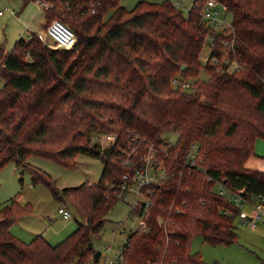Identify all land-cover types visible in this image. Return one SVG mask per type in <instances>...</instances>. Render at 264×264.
<instances>
[{
	"label": "trees",
	"instance_id": "1",
	"mask_svg": "<svg viewBox=\"0 0 264 264\" xmlns=\"http://www.w3.org/2000/svg\"><path fill=\"white\" fill-rule=\"evenodd\" d=\"M50 1L45 24L62 19L77 41L50 48L31 31L9 50L0 45V169L10 161L26 169L32 184L43 183L56 199L70 201L81 219L56 245L41 233L24 241L10 226L31 207L9 198L0 204V264L88 263L94 253L88 243L117 202L105 197L103 183L117 182L127 169L116 148L132 134L160 144L169 131L177 136L164 162L172 174L151 186L146 227L126 233L118 264H201L190 249L194 235L212 245L236 238L233 219L241 210L217 194L218 182L243 202L264 205V171L244 164L255 140L264 138V0H219L235 33L221 55L241 62L232 71L221 60H200L209 30L198 7L185 13L171 0L139 1L132 9L119 0ZM222 38L216 33L217 46ZM175 72L206 77L190 92L171 86ZM92 131L115 134L114 146L102 151L98 142L90 145ZM191 143L198 144L199 168L183 165ZM78 153L101 157V177L61 190L27 160L36 154L70 166ZM158 214L168 217L165 226Z\"/></svg>",
	"mask_w": 264,
	"mask_h": 264
},
{
	"label": "rangeland",
	"instance_id": "2",
	"mask_svg": "<svg viewBox=\"0 0 264 264\" xmlns=\"http://www.w3.org/2000/svg\"><path fill=\"white\" fill-rule=\"evenodd\" d=\"M139 1L162 2V0H119V3L126 9H132ZM180 1L184 12L193 3V0ZM0 12V45H3L5 50L11 49L17 38L27 37L30 31L43 30V10L35 0H28L27 3H24V0H0ZM33 15H35L34 22L30 24L31 20L28 19ZM227 17L230 20L231 14L228 13ZM48 47L53 48L49 45ZM200 72L196 76H184L182 73L175 72L174 77H182L191 81L190 86L185 90L194 92L192 87H196V80L200 79L201 81V77H206ZM3 83V78L0 75V87ZM88 134L91 139L90 145L92 142H98L99 146L103 148L110 141L105 136L101 138V133L98 131ZM163 136L177 138L176 133L172 131L163 134ZM27 160L32 166L35 165L49 173L54 184L60 190L64 187L79 186L83 182L94 183L101 177L103 171L101 157L87 153H78L74 158L75 163L70 166L61 165L51 158L36 154L30 155ZM12 197H17L18 202L20 201L22 205L29 204L31 207L27 213L20 215L10 226V231L24 241L41 233L49 244L56 245L74 231L77 227V220L81 219L77 209L70 201L56 199L50 188L43 183L32 184L30 172L17 168L14 162L10 161L0 169V204ZM59 207L69 209L72 217L64 218L58 212ZM239 207L247 215L244 218L239 214L234 217L236 238L231 244L212 245L203 241L202 237L198 235L191 238V252L199 253L201 264H264V216L256 218L253 225L248 217L254 213L252 205L242 202ZM128 211V203L117 200L106 213L101 232L93 237L91 243L94 251L96 249L101 251L100 264L111 260L117 250L118 252L122 251L126 233L132 226L137 225V221L133 223ZM119 222H121L120 226H118ZM89 260L86 264H93L92 257H89Z\"/></svg>",
	"mask_w": 264,
	"mask_h": 264
},
{
	"label": "built area",
	"instance_id": "3",
	"mask_svg": "<svg viewBox=\"0 0 264 264\" xmlns=\"http://www.w3.org/2000/svg\"><path fill=\"white\" fill-rule=\"evenodd\" d=\"M176 8H182L180 0H171ZM35 2L44 11L47 8L52 7L50 0H35ZM198 7V14L200 15L201 22L205 25L209 32L203 38V49L199 54L200 60L203 62H219L220 60L226 64L225 69L232 71L238 69L241 66L236 58L229 59L226 55H221L225 52L228 45H233L235 39L234 29L231 26V21L227 17L226 6L219 0H204L201 4L198 0H193V3L189 8H186L185 13L192 7ZM94 6L89 7L90 12H94ZM1 13V12H0ZM28 30V28H27ZM216 33L224 34V38L220 40V46L215 43ZM30 36V35H29ZM43 43L53 48H69L74 46L77 41L76 34L62 19L53 18L44 24L43 36L40 37ZM190 81L180 77H173L171 84L174 87L186 89L190 86ZM107 137L110 139L106 147L100 149L106 150L114 146L116 142L115 134L110 132H101L100 137ZM176 138L165 137V140L160 144H156L154 141H150L146 137L132 134L127 142L126 146H118L116 152L122 165L127 169L121 175L117 182L106 180L103 184L106 186L104 192L105 197H112L116 200L125 201L129 205V216L133 219V223L137 225L132 226L127 233L137 228L146 227L145 215L148 212V208L152 204L153 189L151 186L162 179H166L172 172L168 171L165 166V160L169 157V148L174 145ZM139 145H143V151L139 150ZM198 144L191 143L188 152L185 155L183 165L192 169L198 167L196 158L198 156ZM158 172V173H157ZM218 195L225 196L227 200L234 201L236 204L241 205L243 200L240 195L228 189L224 184L218 182L216 190ZM264 200V198H263ZM172 205L168 208L170 209ZM254 213L251 214L249 219L251 224L257 218L264 216V205L254 204L252 205ZM58 212L63 215L64 218L72 217L71 212L66 207H59ZM241 217H245L246 212H240ZM156 220L159 225L165 226L168 217H163L161 214L156 216ZM254 225V224H253ZM115 256L109 261H105L103 264H118L121 259V251L118 250L114 254Z\"/></svg>",
	"mask_w": 264,
	"mask_h": 264
},
{
	"label": "crops",
	"instance_id": "4",
	"mask_svg": "<svg viewBox=\"0 0 264 264\" xmlns=\"http://www.w3.org/2000/svg\"><path fill=\"white\" fill-rule=\"evenodd\" d=\"M34 17H35V15H33L31 18L28 19V20H31L30 24H32L34 22V20H33ZM43 20H44V11H43ZM44 24H45V20H44ZM44 24H43V26H44ZM28 29H29V26H28ZM43 29H44V27H43ZM35 33H37L40 37H41V35L43 36V30H40L39 32H35ZM29 34L27 35V37L21 36L19 38L23 37L25 39H28ZM19 38H17V39H19ZM253 149H254V153L249 155L247 157V159L244 161L245 167L248 168L249 170L264 171V138L258 137V139H256L254 142ZM78 222H79V220H77V224H78ZM120 223L121 222L118 223V226H120Z\"/></svg>",
	"mask_w": 264,
	"mask_h": 264
},
{
	"label": "water",
	"instance_id": "5",
	"mask_svg": "<svg viewBox=\"0 0 264 264\" xmlns=\"http://www.w3.org/2000/svg\"><path fill=\"white\" fill-rule=\"evenodd\" d=\"M182 67H185V65H183ZM88 245H89V248H93V244L91 242H89ZM100 256H101V251L99 249H96V251H94L92 255L93 264H100L99 263Z\"/></svg>",
	"mask_w": 264,
	"mask_h": 264
}]
</instances>
